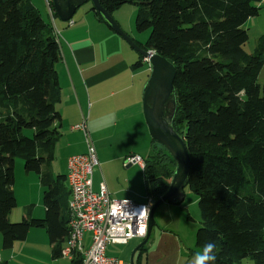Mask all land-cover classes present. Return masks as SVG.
I'll list each match as a JSON object with an SVG mask.
<instances>
[{
	"label": "trees",
	"instance_id": "trees-1",
	"mask_svg": "<svg viewBox=\"0 0 264 264\" xmlns=\"http://www.w3.org/2000/svg\"><path fill=\"white\" fill-rule=\"evenodd\" d=\"M263 0H142L135 26L149 30L145 43L134 42L170 62L175 70L174 131L190 160L187 186L197 197L200 226L195 244H215L216 264L251 259L264 264V39L254 52L244 46L248 19ZM111 14L130 0H99ZM50 8L53 10L52 3ZM96 19L103 23L91 8ZM60 59L57 37L30 0H0V235L2 248L24 241L31 228L44 229L52 257H61L68 240L65 175L50 166L60 138ZM143 66L139 59L133 68ZM35 173L42 188V219L25 208L10 223L16 206L14 163ZM146 197L167 191L176 164L154 140L144 161ZM74 254L70 264H81Z\"/></svg>",
	"mask_w": 264,
	"mask_h": 264
},
{
	"label": "crops",
	"instance_id": "crops-1",
	"mask_svg": "<svg viewBox=\"0 0 264 264\" xmlns=\"http://www.w3.org/2000/svg\"><path fill=\"white\" fill-rule=\"evenodd\" d=\"M261 3L264 4V0ZM46 8L51 17L48 24L52 27L59 45L60 59L56 65V72L60 95L56 110L60 115L59 140L64 143L66 162L68 157L82 154L86 150L82 132L71 130V126L79 124L84 119L90 137L93 136L96 144H102V151L107 149L118 151L114 159H109L106 155H102L99 149H95L101 180L95 182V187L92 183L93 191L98 192L99 184L103 182L111 197V192L117 195L124 193L125 195L120 199L133 200L126 195L129 192L116 190L113 185L105 182L100 162L104 167L115 162L120 168L121 164L129 168L137 164L125 163L127 156L137 155L134 150L145 145L151 148V138L144 119L142 101L143 88L149 77L148 74L146 75L148 70L143 69L146 63L142 61L143 66L133 68L134 63L140 59L139 56L131 47L124 46L122 40L117 38L112 30L105 28L94 14L95 18H78L76 21L70 20L68 23L58 24L53 10L51 11L47 4ZM259 16L260 13L257 17ZM93 138L91 140L94 145ZM134 193L139 194V191L135 190ZM30 215L32 216L31 208ZM90 237L89 232L84 233L85 248L90 245ZM148 240L149 237L146 243ZM24 241L15 242L11 249L17 245L16 243L22 242V246H18L19 249L25 247ZM131 241L125 246L128 247ZM47 243L45 246L48 251L47 257L30 254L27 264H60V259L66 262L64 264H70L71 260L63 257L54 259L49 239ZM145 244L139 245L130 255V264H142L141 255L139 254L136 258V262L135 255L144 249ZM65 246L66 242L62 245V249ZM134 246L135 244L131 245L129 250H132ZM1 249L3 250L2 242L0 264H14L13 261L20 255L13 252L10 259L3 255ZM105 255L116 258L121 263L127 262L121 259V255L118 257L112 252L108 254V246Z\"/></svg>",
	"mask_w": 264,
	"mask_h": 264
},
{
	"label": "rangeland",
	"instance_id": "rangeland-1",
	"mask_svg": "<svg viewBox=\"0 0 264 264\" xmlns=\"http://www.w3.org/2000/svg\"><path fill=\"white\" fill-rule=\"evenodd\" d=\"M141 2L142 0H130V2H127L115 9L111 13V16L130 39L140 43H145L148 39L150 31L144 30L142 32H138L135 26L137 10ZM30 3L37 8L41 18L46 23L51 21V17L49 16L46 8L45 0H30ZM260 8V16L250 18L244 24V28L247 30L249 35V41L244 46V50L248 54L254 52L256 42L260 38L264 39V4L261 3ZM78 18H95L93 16V12L91 11L90 2H87L79 7L72 16L71 21H76ZM56 22H58V24L68 23L61 22L58 18ZM102 24L105 28L109 29L106 24ZM113 34L122 40L123 44H125L124 46L130 48V46L119 35L115 32H113ZM143 69L148 70L146 71V75H149L150 72L147 64L143 67ZM263 80L264 66L259 73L258 83L262 85ZM93 141L94 148L96 150L99 149L102 155H106L109 159L115 158L118 151L111 149L102 151V144H96L94 138ZM63 146V141L57 140L53 149L54 160L50 166V170H52L54 176L58 174L65 175L67 172L65 169L66 154ZM134 153H136L144 162L150 153V147L149 145H145L134 150ZM100 168L107 184L113 185L116 190L121 192H129L126 195L132 197L137 203L144 202L146 194L143 183V170L139 165L125 168L124 165L121 164V169L115 162L105 167L102 166L100 162ZM98 180H101V175L98 167H96L92 176V183L94 184V187L96 186L95 182ZM65 188V191L68 192L66 183ZM94 190H96V188H94ZM135 190H138L139 194H135ZM13 191L16 206L12 209L11 214L9 215L10 223L21 222L24 217L25 208L28 206L31 208L33 218L42 219L44 217L45 211L42 205L43 195L42 188L39 184V178L33 172L26 173L24 171V161L21 158H16L14 163ZM183 193L184 199L181 203L173 205L165 202L157 207L153 214L155 225L151 230L149 240L145 244L144 249L136 253L135 262L136 258L140 254L142 257V264H193L195 254L201 251L195 244L196 232L200 226V212L198 209L197 197L188 186L184 188ZM111 194L112 197L116 199H120L125 195L124 193L123 195H117L113 192H111ZM0 239L1 244V235ZM143 241L144 240L141 239H133L128 247L125 245H109L108 254L112 252L118 257L121 255V259H123V261H127L122 263L130 264V255L139 245L142 244ZM24 242L26 243L25 247H21L20 249L18 246H22L21 244L23 242L16 243L17 245L13 249H1L3 255L10 257L14 254L13 252L20 254L19 257L13 261L14 264H27L28 256L30 254L38 257H47L48 251L47 248L45 249V246L48 244V235L44 229L31 228ZM133 244H135L134 248L129 250V247ZM59 263L64 264L66 262L60 259ZM238 264H253V262L251 259L246 258L242 259Z\"/></svg>",
	"mask_w": 264,
	"mask_h": 264
},
{
	"label": "built area",
	"instance_id": "built-area-1",
	"mask_svg": "<svg viewBox=\"0 0 264 264\" xmlns=\"http://www.w3.org/2000/svg\"><path fill=\"white\" fill-rule=\"evenodd\" d=\"M45 2L52 11L49 5L51 0ZM71 130L82 132L86 150L82 154L68 157L66 162L69 231L61 257L72 260L74 254H79L82 256L81 264H128L107 257L105 250L109 245H126L133 239L146 237L148 216L154 200L145 197L144 202L137 203L129 198H113L103 182L99 184L98 192H94L92 174L99 163L86 121L83 119L79 124L71 126ZM125 163L137 164L142 170L145 168L138 155L127 156ZM85 232L91 234L87 248L83 240Z\"/></svg>",
	"mask_w": 264,
	"mask_h": 264
},
{
	"label": "water",
	"instance_id": "water-1",
	"mask_svg": "<svg viewBox=\"0 0 264 264\" xmlns=\"http://www.w3.org/2000/svg\"><path fill=\"white\" fill-rule=\"evenodd\" d=\"M91 3V8L98 14L106 26L119 35L139 58L149 67V77L142 93L143 113L151 140L161 145L174 159L176 168L169 187L161 198L154 201L148 216L147 234L144 245L155 225L153 214L162 203L177 205L184 199L183 190L188 184L190 160L182 138L174 131L172 121L175 114L176 100L173 87L176 70L163 57L138 46L130 39L100 5L99 0H51L54 15L62 22L71 20L75 11ZM132 262V259L130 260Z\"/></svg>",
	"mask_w": 264,
	"mask_h": 264
},
{
	"label": "clouds",
	"instance_id": "clouds-1",
	"mask_svg": "<svg viewBox=\"0 0 264 264\" xmlns=\"http://www.w3.org/2000/svg\"><path fill=\"white\" fill-rule=\"evenodd\" d=\"M215 244L208 243L202 251L197 252L193 258V264H216Z\"/></svg>",
	"mask_w": 264,
	"mask_h": 264
}]
</instances>
